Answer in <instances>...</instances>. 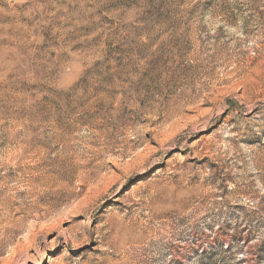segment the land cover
I'll return each instance as SVG.
<instances>
[{
    "label": "rangeland",
    "instance_id": "rangeland-1",
    "mask_svg": "<svg viewBox=\"0 0 264 264\" xmlns=\"http://www.w3.org/2000/svg\"><path fill=\"white\" fill-rule=\"evenodd\" d=\"M0 264H264V0H0Z\"/></svg>",
    "mask_w": 264,
    "mask_h": 264
}]
</instances>
